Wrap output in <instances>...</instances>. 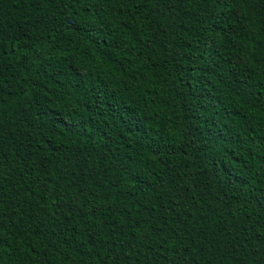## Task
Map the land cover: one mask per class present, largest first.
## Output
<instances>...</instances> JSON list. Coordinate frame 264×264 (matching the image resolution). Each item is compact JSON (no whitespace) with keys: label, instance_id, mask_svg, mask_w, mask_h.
<instances>
[{"label":"trees","instance_id":"obj_1","mask_svg":"<svg viewBox=\"0 0 264 264\" xmlns=\"http://www.w3.org/2000/svg\"><path fill=\"white\" fill-rule=\"evenodd\" d=\"M0 264H264V0H0Z\"/></svg>","mask_w":264,"mask_h":264}]
</instances>
